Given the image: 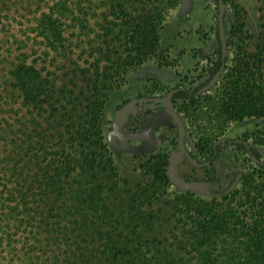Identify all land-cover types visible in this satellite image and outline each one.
I'll list each match as a JSON object with an SVG mask.
<instances>
[{
    "label": "trees",
    "instance_id": "trees-1",
    "mask_svg": "<svg viewBox=\"0 0 264 264\" xmlns=\"http://www.w3.org/2000/svg\"><path fill=\"white\" fill-rule=\"evenodd\" d=\"M258 2L251 47L218 83L223 125L264 121ZM178 3L0 0V264H264L258 148L207 200L169 191L167 155L148 156L138 180L122 177L105 141L110 92L155 57ZM220 153L214 145L207 161Z\"/></svg>",
    "mask_w": 264,
    "mask_h": 264
},
{
    "label": "rangeland",
    "instance_id": "rangeland-1",
    "mask_svg": "<svg viewBox=\"0 0 264 264\" xmlns=\"http://www.w3.org/2000/svg\"><path fill=\"white\" fill-rule=\"evenodd\" d=\"M225 1L227 9L225 23L232 51L236 53L240 48L246 50L251 47L250 37L258 32L261 24L260 19L263 12L259 11V2L258 0ZM215 18L216 5L213 0H181L177 7L168 11L162 30L164 40L156 53V58L141 69L131 70L126 78V84L110 93L103 116L105 137L108 140L112 139L109 131L116 114V105L122 100L133 98L142 92L146 93L147 90L159 94L177 86L194 87L199 82V78L205 71V60L201 59L199 53L203 48H208L205 49V53L207 54L209 50V54H205V56L215 58L214 54L217 50L214 34ZM176 34L178 35L177 38H175ZM171 45L177 46L176 55L172 53V50L170 51ZM190 58H193V62ZM159 63L162 65L160 69L157 68ZM177 106L182 111V116L188 127L186 143L189 151L193 152L192 146L196 143L200 144V141L222 142L224 150L221 158L215 163L212 174L208 171L209 176L206 177L201 170L195 175L188 174L185 176L188 181L180 175L181 166L186 159L179 153H173V156L176 155V157L172 161L174 162L172 165L173 182L170 190L172 192L187 190L199 197L209 199L212 191L220 190L225 186L226 173L235 169L244 171L249 163L248 155L231 144L224 143V141L227 139H244L246 145L258 143V136H255L253 132L255 130L264 132V121L255 123L254 120H246L240 124L230 123L225 128V125L217 118L219 102L216 93L213 91L194 103H184ZM144 111L157 117L153 125H150V129L144 130L147 132L146 137L151 138L155 135L156 143L153 146L158 143L159 145L165 144L162 138L166 134L172 143L174 141L173 130L163 129L171 125L163 109L155 106H139V112ZM130 114V110L125 113V120ZM256 125L259 127L254 129ZM125 131L126 129H122V132L125 133ZM133 142L134 144L140 143ZM118 143L125 147L130 145L129 142ZM111 144L110 148L115 152V164L121 176L132 181L139 179L142 176V171L139 169V164L142 162L141 158L132 156L131 153L126 154L129 156H124L125 147L120 148L117 144L119 147L117 148L114 142ZM154 148L157 149V147ZM261 150L264 151V147ZM119 152L123 156H119ZM184 165L186 164L184 163ZM209 177H212L216 182H205V179Z\"/></svg>",
    "mask_w": 264,
    "mask_h": 264
},
{
    "label": "flooded vegetation",
    "instance_id": "flooded-vegetation-1",
    "mask_svg": "<svg viewBox=\"0 0 264 264\" xmlns=\"http://www.w3.org/2000/svg\"><path fill=\"white\" fill-rule=\"evenodd\" d=\"M222 1H223V4H224L223 27H224V35H225V41H226V54H225L223 59L221 58L220 41H219V37H218V19H217V15H218V3L217 2H218V0H216V1H214L215 5H216V18H215V25H214V34H215V41H216V44H217V50L215 51V54H214L215 58H211V57L209 58V57L205 56V54H206L205 53V49H208V48H205V49L203 48L202 51L199 53L201 59L205 60V68H204L205 71L203 72L202 77L199 78V82L194 87L177 86V87H173L170 90L165 91L163 93H159V94L158 93H154V92H148V90H147V91H145L146 93L142 92L140 95H136L133 98L124 99L119 104L116 105V114L114 116V119H113V122H112V126L110 127V131H109L110 135L112 136V139L108 140L105 137V141H106V143H107V145L109 147V150H110V152L112 154V158H113L116 170H117V167H116L115 159H114L115 152H113L111 150V148H110L112 146L111 143L114 142L116 147H117V144H118V146L120 148H123L125 146H123L122 144H119L118 142H120V143H124V142L128 143L129 142L130 145L128 147L124 148L126 150V152H124L125 153L124 156H129V155H126V154L131 153V154H133L132 156L140 157L141 161H142L139 164V169L140 170H141L140 165L150 155H156V154L167 155L168 158H169V165H170V159L172 158V160H173L176 157V155L173 156V153H179L184 159H186V161H184V163L186 165H184V163H183L182 166H181V169H180V175L183 176L186 181H188V179H186L187 177L185 178V176H187L188 174L189 175H195L196 173H198L201 170L203 171V173L205 174L206 177L209 176V173L210 174L213 173L212 170L214 168L215 163L222 156V153H223V150H224L223 143L219 142V141H215V142H212V143L200 141L201 142L200 144L196 143V144H194L192 146L193 152L189 151L188 148H187V143H186V139L188 137V127H187L186 122H185V120H184V118L182 116V111L178 108L177 105L184 104V103L185 104L194 103L198 99H200L201 97L207 96L208 94H210V92L213 91L217 95V99H218L219 106H220V99H219V94H218L217 90H218V83L220 81V77L222 76L223 71H224V67L227 64L228 65L231 64V61H232L233 58H235L236 54L243 52V50H241L242 48H240V50L238 49L239 51L236 52V53H234L232 51L231 41L228 38V33H227V30H226L227 28H226V23H225V18H226V14H227L226 1L225 0H222ZM180 2H181V0H179V3ZM179 3H178V5H179ZM163 24H164V22H163ZM162 30H163V25H162L161 31ZM177 37H178V35L176 34L175 38H177ZM159 38H160V35H159ZM163 40H164V37H163ZM200 43H201V41H200ZM159 47L160 46L158 45V49H159ZM170 47H171L170 51L172 50V53H175V55H176L177 52H178L177 46L175 45V47H174L173 45H171ZM207 54H209V50H208ZM218 57L220 59L219 69L210 77V69L213 67V65H214V63H215V61L217 60ZM155 58H156V55H155V57L151 58V60L155 59ZM190 60L193 62V58L192 59L190 58ZM149 62H147V63H145V64H143L140 67H137L135 69H141L145 65H147ZM157 68L158 69L162 68V65L159 63L157 65ZM132 70H134V69H132ZM129 72H128V74H129ZM217 73H219L218 79L208 89H205V87L209 84V82L213 79V77ZM128 74H127V76H128ZM127 76L125 77L124 82L119 86L120 88H121L122 85L126 84ZM118 88H116V89H118ZM171 91H174L173 94H172V97H171V102L173 104V108H174L175 112L177 113L178 117L180 118V120L182 121V124L184 126V130H185L184 142H183L184 143V152H181L179 150V148H178V128H177L175 122L173 121V119L170 118L169 115L167 114L165 105L161 104V103H155V102L151 101V99H154V98H164ZM179 91H189L190 93H192V96H190L187 99L175 98V94L177 92H179ZM109 97H110V94H109ZM108 100H109V98H108ZM107 103H108V101H107ZM125 105H128L129 107L124 111V113H123V115L121 117L120 125H119V128H118V135H114V134H112V129H113V123H114L115 117H116L118 111ZM106 106H107V104H106ZM139 106H155V107H161L163 109V112H164L166 118L171 123V125H168L166 128H163V129H168V131H169V129L173 130L174 141L172 143L170 142V140H168V135L166 134V135H164V138H162L163 141H164L163 143H165V144H160L159 145V143H158L157 145L153 146V144L156 143V141L154 140L155 139V135L152 136L151 138H149V136L146 137L147 132L144 131V130L145 129H150V125L151 124L153 125V123L155 122V119L157 117H155L156 115H154V114L147 113V111H144V112L140 113L139 112ZM105 110H106V107H105ZM129 110L131 111V114L125 120V113L127 111H129ZM219 112H220V108L218 107V117H217L218 120H220L219 119ZM246 120H248V119H246ZM246 120H244V121H246ZM244 121H242L240 123H243ZM259 121H261V120H254L255 123L259 122ZM220 122L222 123V121H220ZM230 123H239V122H230ZM230 123H228V124H230ZM167 124H169V123H167ZM228 124H226L224 127L226 128V126H228ZM258 127L259 126L256 125L254 129H257ZM122 129H126L125 133L122 132ZM156 129H159V128H156ZM160 129H162V128H160ZM103 130H104V124H103ZM253 134L255 136H258V139H259L258 143L256 142V143L251 144V145H246V141L244 139H227V140L224 141V143L231 144L233 147L237 148L238 150H241L243 153H245L246 155L249 156V160H248L249 163L247 164V167H246V169L244 171L235 169V170L229 171L228 173H226V175H228L230 173H233V172L245 173L246 170L248 169V167L253 165V162L251 161V159L253 157L248 153V148L249 147L258 148L259 151H260V153H258L259 154V160L264 162V158H263L264 157V151L261 150V148L264 147V145H260V142L262 140H264V132L261 133V131H256L255 130L253 132ZM104 135H105V130H104ZM133 141H137V142H140V143H135L134 144ZM110 144H111V146H110ZM216 144H219V146L221 147L220 157H219V159L216 162H214L213 164H210L207 161V155H208L210 149ZM119 147H117V148H119ZM154 147L158 148L157 149L158 151H156L155 153L142 152V151H145V150L151 149V148L155 149ZM165 147H166V150H165ZM120 152L118 153L119 156H123V155H120ZM253 160L257 161L255 158H253ZM208 171H209V173H208ZM117 172H118V170H117ZM226 175H225V181H226L225 186L227 185ZM128 180H130V179H128ZM169 180H170V178H169ZM130 181H132V180H130ZM214 181L216 182V180H213L212 177H209V178L205 179V182H207V183L208 182L212 183ZM171 184H172V181L170 180L169 181V191L170 192H172L170 190ZM225 186L222 189H220V190L212 191L210 193V198L209 199H211V197H212V195L214 193L221 192L225 188ZM187 192L193 194L196 197H199V196L195 195L194 193H192L190 191H187V190L186 191H182V192L181 191L180 192H173V193H187ZM200 198H203V197H200ZM203 199H205V198H203Z\"/></svg>",
    "mask_w": 264,
    "mask_h": 264
},
{
    "label": "water",
    "instance_id": "water-1",
    "mask_svg": "<svg viewBox=\"0 0 264 264\" xmlns=\"http://www.w3.org/2000/svg\"><path fill=\"white\" fill-rule=\"evenodd\" d=\"M218 37L220 41V51H221V58L223 59L225 54H226V41H225V35H224V27H223V14H224V4L222 0H218ZM219 73H217L213 79L209 82V84L205 87V89H208L217 79H218ZM174 91H171L170 93L167 94L164 98H154L151 99V101L155 103H161L164 104L166 107V112L169 115L170 118L173 119L175 122L177 128H178V148L181 152H184V135H185V130L184 126L182 124V121L178 117L177 113L175 112L173 108V104L171 102V97ZM128 105L123 106L117 113L114 123H113V129H112V134L118 135V128L120 125V120L121 117L124 113V111L128 108ZM172 158L170 159V165L168 167V175L170 180L173 182V162Z\"/></svg>",
    "mask_w": 264,
    "mask_h": 264
},
{
    "label": "crops",
    "instance_id": "crops-1",
    "mask_svg": "<svg viewBox=\"0 0 264 264\" xmlns=\"http://www.w3.org/2000/svg\"><path fill=\"white\" fill-rule=\"evenodd\" d=\"M162 40H163V34H162V31H161V33H160V38H159V46L162 44ZM158 149V148H157ZM157 149H147V150H145V151H142V152H146V153H155L156 151H158ZM114 159H115V157H114ZM115 163H116V161H115Z\"/></svg>",
    "mask_w": 264,
    "mask_h": 264
}]
</instances>
